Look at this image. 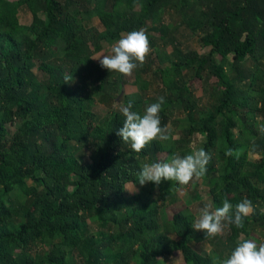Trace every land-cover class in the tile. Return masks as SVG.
I'll return each instance as SVG.
<instances>
[{"label":"trees","instance_id":"1","mask_svg":"<svg viewBox=\"0 0 264 264\" xmlns=\"http://www.w3.org/2000/svg\"><path fill=\"white\" fill-rule=\"evenodd\" d=\"M140 29L151 50L123 105L143 114L150 80H159L153 103L164 98L171 139L137 153L116 134L121 111L96 110L97 97L115 101L128 76L91 58ZM189 38L205 51L185 50ZM204 86L208 104L194 94ZM198 135L212 157L203 183L213 209L244 198L254 207L208 253L195 246L205 234L192 229L195 216L176 208L175 182L137 183L144 163L190 154ZM132 183L138 193L127 197ZM258 229L264 236V0H0V264H172L177 254L182 264H221Z\"/></svg>","mask_w":264,"mask_h":264},{"label":"clouds","instance_id":"2","mask_svg":"<svg viewBox=\"0 0 264 264\" xmlns=\"http://www.w3.org/2000/svg\"><path fill=\"white\" fill-rule=\"evenodd\" d=\"M150 50L148 36L145 30L140 29L123 34L112 45L110 54L98 53L91 59L98 60L100 66L109 72L130 76L138 65L142 66L145 63ZM71 79L72 77H65V82ZM163 104L164 98L160 97L158 102L148 105L143 114L132 110L131 101L120 108L125 119L123 127L116 134L123 142L130 143L134 152H141L153 141L167 142L171 139L168 127L161 124L160 113ZM234 154L238 158L240 153H234L231 149L226 152L227 156ZM211 159L209 152L199 148L184 156L174 154L168 161L144 163L137 174V183L143 186L151 182L158 187L164 181L175 182L179 190L190 183L202 181ZM136 190L135 185V190L131 192ZM253 212L252 201L247 198L236 205L224 200L222 207L215 209H212L211 205L202 207L191 227L195 231H203L206 237H216L223 234L226 225L242 228L244 218ZM176 261L177 259H173L172 264H176ZM221 264H264V242L258 244L251 239L239 241L230 256Z\"/></svg>","mask_w":264,"mask_h":264},{"label":"rangeland","instance_id":"3","mask_svg":"<svg viewBox=\"0 0 264 264\" xmlns=\"http://www.w3.org/2000/svg\"><path fill=\"white\" fill-rule=\"evenodd\" d=\"M10 1H17V0H10ZM19 20L20 23L24 26H28L32 23V16L29 13V11L26 8H21L20 12H19ZM93 25L95 26V28L98 29V31H103L104 28L103 26L100 24V22L98 21L97 18L93 19ZM126 34V33H125ZM116 43V42H115ZM104 44V48L101 52L99 53H103V54H110V50L113 44ZM185 50H196L199 53H202L205 51L204 48H202L200 46V44L198 43L197 39H193V38H189L188 41L186 42L185 46H184ZM167 52L171 53L172 52V47H167ZM98 54V53H97ZM95 54V55H97ZM94 55V56H95ZM102 58V57H101ZM97 64H99L98 60H94ZM150 76V73H149ZM133 79H134V75L131 74L130 76L127 77V81L128 83L123 87L122 93L120 95H118L117 99L115 101H110L107 100L105 102H101L100 98L97 97L96 99V110L97 112L101 115V116H106L109 115L110 113H112L113 110H120V108L123 105V99L126 95H130L133 93H137L138 92V88L136 85H134L133 83ZM214 80V79H213ZM161 89V84L160 81L156 79V81L152 82V80H150V86L147 89V91L145 92L144 95V104H143V108L145 110V108L153 103V100L155 98H157L159 92ZM210 87L209 86H204L203 88L197 89L196 91H194V94L196 96V98L199 99L201 104H208V100L209 96H208V92H209ZM185 116L180 113V111H177L174 119L176 120H182ZM180 125H182V123H180ZM181 130V129H180ZM237 133V130L235 131ZM179 132L175 133V137L174 138H179ZM193 144L192 147L197 150L200 148V146L202 145V142L204 141V137H202L201 135L196 136L193 139ZM81 157L83 161H86L87 163H89V153L87 150H82L81 152ZM251 158H257L256 156H253ZM206 182L205 180L202 179V181L198 182V183H190L187 186H183L182 188H179L178 192H177V202H176V208L181 209L183 207H188L189 210L192 212V214L195 216V218L197 217L199 210L204 207L205 205H211V202L209 201V195L208 190H209V185L207 186V183H203ZM27 184L29 186H31V182L27 181ZM138 188L139 186L136 185V191L135 192H131L135 190V185L132 184H128L126 186V195L127 197H131L135 194L138 193ZM198 197H200L201 201L199 202ZM212 207V205H211ZM213 209V207H212ZM168 211L172 214L174 213V207H169ZM92 230L94 231V233L98 232V229L95 227V225L90 224ZM259 240L257 241L256 239ZM245 237H241L239 239V241L244 240ZM252 240H255L258 244L264 242V236H263V232H261L259 229L256 230L255 234L253 235V237L251 238ZM214 240V237H206V234H204V238L195 244L196 248L200 251V252H211V242ZM173 259H177L176 264H182L183 263V256L182 254H177L175 256H169L167 258L168 261L172 262ZM132 264H136V262H132Z\"/></svg>","mask_w":264,"mask_h":264},{"label":"crops","instance_id":"4","mask_svg":"<svg viewBox=\"0 0 264 264\" xmlns=\"http://www.w3.org/2000/svg\"><path fill=\"white\" fill-rule=\"evenodd\" d=\"M97 18V17H96ZM98 19V21L100 22V24L102 25V23H101V21L99 20V18H97ZM103 26V25H102ZM104 28V27H103Z\"/></svg>","mask_w":264,"mask_h":264}]
</instances>
